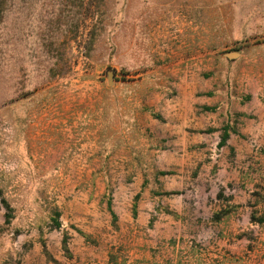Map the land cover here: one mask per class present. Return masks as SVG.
Segmentation results:
<instances>
[{
    "label": "rangeland",
    "instance_id": "obj_1",
    "mask_svg": "<svg viewBox=\"0 0 264 264\" xmlns=\"http://www.w3.org/2000/svg\"><path fill=\"white\" fill-rule=\"evenodd\" d=\"M263 25L264 0H0V264H264V229L158 206L155 231L111 197L152 180L147 92L174 98L195 54L225 79Z\"/></svg>",
    "mask_w": 264,
    "mask_h": 264
},
{
    "label": "crops",
    "instance_id": "obj_2",
    "mask_svg": "<svg viewBox=\"0 0 264 264\" xmlns=\"http://www.w3.org/2000/svg\"><path fill=\"white\" fill-rule=\"evenodd\" d=\"M257 32L263 36L264 25ZM213 55L185 59L195 62L180 71L174 98L168 99L164 91L147 92L143 105L147 113L141 115L150 124L149 154L157 163L144 173L152 180L144 182L143 171L135 166L131 188L111 196L125 203L138 197L137 217L147 221L156 216L155 231H161V221L167 219L162 209L178 217L193 213L201 224L217 225L227 235L248 227L264 229V222H251V216L264 219V52L243 55L246 65H225V71L229 67L225 79L219 66L203 64L214 60ZM177 72L170 70V76ZM225 126L228 137L218 147ZM221 211L226 214L213 221Z\"/></svg>",
    "mask_w": 264,
    "mask_h": 264
},
{
    "label": "trees",
    "instance_id": "obj_3",
    "mask_svg": "<svg viewBox=\"0 0 264 264\" xmlns=\"http://www.w3.org/2000/svg\"><path fill=\"white\" fill-rule=\"evenodd\" d=\"M227 137H228V128L225 126L223 128V130H222V136H221L220 142L218 144V147H222L225 144V141H226ZM159 175H166V173H159ZM177 194L178 193L175 192V193H164V194H161V195H177ZM155 195L158 196L159 194H155ZM0 202L5 207V209L8 210V206L6 205L5 201L3 199H1ZM225 214H226V211H221V212L215 213L213 215V221H219L220 218L222 216H224ZM55 216H56V218H54L55 226L56 227H60V224L58 222L59 213L56 212ZM112 217L114 218L113 214H112ZM9 218H10L9 215L6 214L5 215V224H9ZM251 222L263 223L264 219L255 218L254 216H251Z\"/></svg>",
    "mask_w": 264,
    "mask_h": 264
},
{
    "label": "water",
    "instance_id": "obj_4",
    "mask_svg": "<svg viewBox=\"0 0 264 264\" xmlns=\"http://www.w3.org/2000/svg\"><path fill=\"white\" fill-rule=\"evenodd\" d=\"M227 57L230 58V59H233L235 57H238V54L237 53H230V54H227ZM108 74H109V76L111 75L110 72Z\"/></svg>",
    "mask_w": 264,
    "mask_h": 264
}]
</instances>
